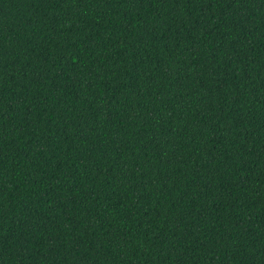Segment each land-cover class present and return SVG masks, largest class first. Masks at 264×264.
Instances as JSON below:
<instances>
[{
  "label": "trees",
  "instance_id": "obj_1",
  "mask_svg": "<svg viewBox=\"0 0 264 264\" xmlns=\"http://www.w3.org/2000/svg\"><path fill=\"white\" fill-rule=\"evenodd\" d=\"M0 264H264V0H0Z\"/></svg>",
  "mask_w": 264,
  "mask_h": 264
}]
</instances>
